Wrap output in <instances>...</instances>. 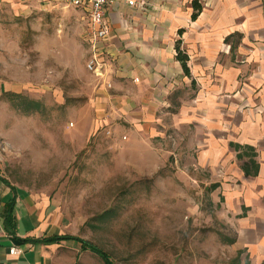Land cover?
Listing matches in <instances>:
<instances>
[{"label":"rangeland","instance_id":"374dc122","mask_svg":"<svg viewBox=\"0 0 264 264\" xmlns=\"http://www.w3.org/2000/svg\"><path fill=\"white\" fill-rule=\"evenodd\" d=\"M90 27L87 8L62 0L0 3L6 179L47 199L62 232L115 264H264V252L249 250L244 206L208 189L214 175L198 163L199 121L179 113L182 88L148 127L107 120L86 67ZM197 91L190 82L183 99Z\"/></svg>","mask_w":264,"mask_h":264},{"label":"crops","instance_id":"0c3cea01","mask_svg":"<svg viewBox=\"0 0 264 264\" xmlns=\"http://www.w3.org/2000/svg\"><path fill=\"white\" fill-rule=\"evenodd\" d=\"M134 1L105 8L108 31L96 43L105 65L101 74L91 73L107 101L101 107H110L107 120L131 130L148 127L174 91L182 88L184 98L190 82L197 83L196 97L182 98L179 113L200 123L198 163L225 190L226 205L238 204L239 211L244 206L249 250L264 252V0H195V19L194 0ZM88 41L91 53L90 36ZM176 45L188 57L189 75L176 58ZM246 152L254 153L256 175L242 169ZM1 162L0 154V264H103L79 241L42 242L74 235L62 232L47 199L8 181Z\"/></svg>","mask_w":264,"mask_h":264},{"label":"trees","instance_id":"16d2710c","mask_svg":"<svg viewBox=\"0 0 264 264\" xmlns=\"http://www.w3.org/2000/svg\"><path fill=\"white\" fill-rule=\"evenodd\" d=\"M192 6H193L195 11L192 13L191 18L195 19L197 14H198L200 6L197 3V1H195V0L192 2ZM176 52H177L176 58L180 61L184 74L189 75V69L187 66V60H188L187 55L179 49L178 45H176ZM33 105H34V107L39 106L38 102H34ZM234 147L238 148L239 146L237 144H235ZM245 149H251V148L246 146ZM243 155L249 156L248 164H244L242 166L244 173L246 175H256L258 165L253 160L254 153L253 152H250V153L246 152ZM237 157L241 158L242 154H237ZM218 186H219L218 183H211L210 186L208 187V189L213 190V189H216ZM12 220H13L12 204H10L7 207L6 214H5V223H6L7 227L9 226V223L12 222ZM59 239H72V240L79 241L82 244V246H84L85 249L89 250L91 253H93L94 255L99 257L100 260H102L103 264H115V262L111 259L110 254L106 250H104L99 245H97V244H95L89 240H86L84 238H81L80 236H77V235H74V236H72V235L56 236V237L44 239V240H42V242L49 243L52 241H57ZM32 241H37V240H32ZM230 242H234V240H231ZM239 253L240 252H237V254H239ZM230 264H240L239 258L234 259V261L231 262ZM245 264H249V261L246 260Z\"/></svg>","mask_w":264,"mask_h":264},{"label":"built area","instance_id":"2783aa9c","mask_svg":"<svg viewBox=\"0 0 264 264\" xmlns=\"http://www.w3.org/2000/svg\"><path fill=\"white\" fill-rule=\"evenodd\" d=\"M118 1H124L128 5H133L134 0H68V3L76 7H84L88 10L89 24H90V42L91 53L89 60L86 63V67L90 72H96L101 74V71L105 65L100 60L99 52L96 48L98 40L104 38L107 34V25L104 20L105 8L108 5L115 4ZM125 138V137H123Z\"/></svg>","mask_w":264,"mask_h":264}]
</instances>
